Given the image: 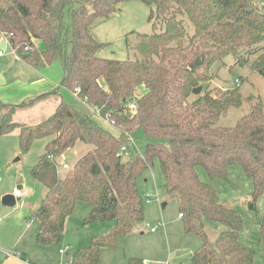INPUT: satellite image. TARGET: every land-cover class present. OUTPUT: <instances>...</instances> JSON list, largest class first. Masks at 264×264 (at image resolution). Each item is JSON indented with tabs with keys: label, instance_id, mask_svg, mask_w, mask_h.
Wrapping results in <instances>:
<instances>
[{
	"label": "trees",
	"instance_id": "trees-1",
	"mask_svg": "<svg viewBox=\"0 0 264 264\" xmlns=\"http://www.w3.org/2000/svg\"><path fill=\"white\" fill-rule=\"evenodd\" d=\"M123 1L4 0L0 5V36L5 33L20 59L33 67L59 60L62 87L77 90L75 95L93 109L87 114L73 107L59 87L17 103L0 99V136L17 130L22 153L35 139L51 137L30 169L31 177L46 189L33 212L36 242L57 243L76 202H86L90 209L83 223L111 220L113 226L76 248L65 264H100V249L143 220L138 180L157 159L184 231L201 242L187 264H254V248L240 239L244 222L239 211L220 199L198 168L211 180L226 181L228 167L239 165L252 182L247 208L256 211L262 197L264 220L262 101L257 98L234 125L220 126L216 123L222 114L242 105L237 84L242 78L232 86H210L213 65L224 66L228 55L234 65H247L264 77L263 1L139 0L150 7L152 32L127 40L133 59L100 57L97 51L103 43L94 38L95 19L109 17ZM251 55L255 57L248 63ZM198 86L201 90L194 94ZM52 97L57 104L41 122L14 120L20 108ZM131 103L136 105L133 112ZM95 111L109 117L113 131L96 121ZM139 133L144 140L141 153L133 152L129 142ZM77 141L92 149L60 176L54 158L71 151ZM122 145L128 147L125 160V154L116 155ZM208 222L224 226L212 242L205 229Z\"/></svg>",
	"mask_w": 264,
	"mask_h": 264
},
{
	"label": "rangeland",
	"instance_id": "rangeland-1",
	"mask_svg": "<svg viewBox=\"0 0 264 264\" xmlns=\"http://www.w3.org/2000/svg\"><path fill=\"white\" fill-rule=\"evenodd\" d=\"M262 1L264 4V0ZM0 5L4 6V0H0ZM149 12L150 7L142 1L127 0L120 3L118 10L109 17H97L93 26V35L95 40L103 43L97 51V55L116 60L133 59L134 53L127 48V40L133 42L136 33L152 32L151 23L148 21ZM35 44L42 46V42L38 39L35 40ZM11 56V50L7 47L0 60ZM254 57V55L248 56V63ZM224 64V66L213 65L212 71L215 73V77L210 86H232L236 84V78H242V81L237 83L243 97L242 105L230 108L218 118L216 123L220 126H232L238 118L248 112L251 104L257 98L262 101L264 107V77L257 72H251L247 65H234V58L231 55L225 58ZM48 65L44 71L48 70L57 81L56 87H59L64 95L68 94V90L61 86L64 72L59 60H55ZM12 74L14 77L17 75L24 76V74L16 72L15 68H12ZM25 75L32 77L28 73H25ZM139 89L142 91V88ZM66 95V101H70H67V103L74 105L73 107H80L88 112L93 111L89 106H83L71 95ZM39 104L41 103L20 108L14 114V120L29 125L41 122L50 109L48 108V111L43 110ZM93 116L96 117L95 114ZM141 136L139 133L134 137L131 145L133 152L136 149L140 153L142 152L144 140ZM49 139L51 137L35 139L30 148L22 153L17 130L0 136V256H2V253H8L9 248L13 246L11 243L20 237V245L27 248L34 246L31 256L19 247L22 256L32 260L35 259L40 264H46V262L49 264H65L71 259L76 248L88 245L92 237L108 233L113 226L111 220L83 223V218L87 215L90 205L78 201L66 219L60 240L55 244L43 247L36 243L35 234L38 221L33 217V212L38 207L46 189L40 182L31 177L30 169L44 153L46 142ZM89 149H92L91 145L77 141L71 150L74 157L66 162L64 155H60L54 158L55 164L60 166L62 162H66L71 167L73 162ZM127 157L128 155L125 154L121 159L125 160ZM235 166L240 168L242 180L246 183L239 194L243 199H247L252 191V182L245 176L239 165ZM198 171L202 176H205L203 169L198 168ZM65 173L66 170H60L59 172L60 176ZM232 176L231 169L226 181L210 179L212 184H217L216 191L219 190L225 203L231 206L233 205L232 198L226 193H228V188L232 190L231 187H227L230 185L229 182L235 180ZM218 180H220V183H218ZM221 184L224 190L220 186ZM138 188L144 202L143 220L136 223L128 233L116 236L112 245L102 247L99 263L136 264L141 262L142 264H167L168 262H182L187 264L191 250H195L201 242L197 236L184 231L176 201L166 194L157 159H154L152 167L139 178ZM13 189L16 192L13 193ZM147 193L151 198L148 203L144 201V196ZM5 194H14L17 198L15 205L6 206L2 203L1 199ZM262 202L259 198L256 211L249 210L247 205H243L245 204L243 201L242 206H240L241 212L237 209L244 222L240 230V239L246 245L254 248V264H264ZM164 203L165 205L162 206ZM158 221H163L165 226H158L157 232L155 234L151 233L149 228L156 226ZM216 226L218 225L216 224ZM205 229L210 242H212L216 234L215 229L209 223H206ZM60 249H64V252H59ZM45 250H47V253ZM130 259L135 260L136 263H130Z\"/></svg>",
	"mask_w": 264,
	"mask_h": 264
},
{
	"label": "crops",
	"instance_id": "crops-1",
	"mask_svg": "<svg viewBox=\"0 0 264 264\" xmlns=\"http://www.w3.org/2000/svg\"><path fill=\"white\" fill-rule=\"evenodd\" d=\"M8 55H10V54H8ZM11 55H12V53H11ZM48 66L49 65H45L42 67H33L30 64H28L25 60L17 59L13 55L11 57H7L6 59H1L0 60V99L4 102L17 103V102L22 101L23 99H27L29 97L38 95L40 93L47 92V91H53L54 89H56L57 88L56 87L57 81H56L55 77H53L49 73L48 70L46 72L44 71V69H46V67H48ZM12 68H15L16 72H19V74L22 73V74H24V76L21 77L20 75H17L14 77L12 74ZM25 73L31 74L32 77H28L27 75H25ZM61 94H62L63 99L66 101L67 98L65 97V95L67 93L64 95V93L61 92ZM68 94L71 95L73 98H75L77 101H79L83 106L87 105L85 102L80 100L70 90H68ZM68 94L66 96H69ZM57 101H58L57 99H54L52 97V98L37 102V103H41V104H39L41 109H43V110L46 109V111H48V108L50 109L47 112L46 116L43 117L44 119L47 118L53 112V110L57 104ZM67 101L70 102L69 100H67ZM76 108H78V107H76ZM78 109L84 113H87V114L91 113V111L88 112V111L82 110L80 107ZM94 118L103 127L107 128V129L109 128L111 131L114 130L103 118H100L98 116H96V117L94 116ZM73 155H74V153H73ZM231 169L233 172L232 177H234L235 180H233L234 182H232V181L229 182L230 185L228 184L229 186H227V187H231L232 190H229V188H228V191H227L228 193H226V194L231 196L230 198H232V204H233L232 206H234V208L240 210V212H241L240 206H242L241 205L242 201L245 202V204H243V205H246V202L249 200L250 195L247 196V199H243L241 197V195L239 193L243 190V186H245L246 183L244 182V180H242V177L240 174L241 170H240V168H238V166H235V165L229 166L228 167V171H229L228 174H230ZM198 173H199L200 178L203 181L212 184L210 179L208 178V176L206 174H205V176H202L199 171H198ZM218 181H219L218 183H220V180H218ZM212 185L215 187V189L218 188V187H216L217 184L216 185L212 184ZM220 186L224 190V187L222 186V184ZM218 193H219L220 199L223 200L222 197L220 196L219 190H218ZM260 199L263 201L262 197ZM262 204H263V202H262ZM164 205H165V203H164ZM164 205L162 204V206H164ZM179 217H180V214H179ZM0 222H1V220H0ZM160 222H161V224H159L158 226L164 227L165 226L164 222L158 221V223H160ZM209 225H212V228L215 229L214 231L216 233H218L219 231H222L224 229V226H222V225L217 224L218 226H216V224H214V223H209ZM149 231L151 233H154V234L157 232V230L151 231L150 228H149ZM20 241H21L20 237L18 239L14 240L11 243V244H13V246H11L8 250V253L11 250H15L16 252L19 253V255L15 256V255H11L8 253H6V254L2 253V256H0V264H40L37 261H35V259L32 260L31 258L28 259L27 257L22 256V254L20 253L22 251L19 250V247L21 249H23V252L25 251L26 254L31 256L33 253L32 250L34 249L33 248L34 246L31 248H27L24 245H20ZM35 241H36V239H35ZM38 245L41 247L45 246V245H40V244H38ZM193 251H194V249L191 250V252H193ZM45 252L47 253V250H45ZM191 252H190V254H191ZM45 255H47V254H45ZM46 264H49V263L46 262ZM59 264H62V263H59ZM183 264H185V263H183Z\"/></svg>",
	"mask_w": 264,
	"mask_h": 264
},
{
	"label": "built area",
	"instance_id": "built-area-1",
	"mask_svg": "<svg viewBox=\"0 0 264 264\" xmlns=\"http://www.w3.org/2000/svg\"><path fill=\"white\" fill-rule=\"evenodd\" d=\"M2 39H4V40L6 41V43H5V46H4L3 49L0 48V57L3 55L4 50H5L7 47H9L10 50H11L12 55H13L15 58H17V59H20L19 54H18V53L15 51V49L10 45L8 39L6 38L5 33H2L1 36H0V40H2ZM236 81H237V80H236ZM76 92H77V90L74 92V94H76ZM129 109H130L132 112L135 111V110H136V105H135L134 103H131ZM95 112H96V113H95L96 116L100 117V116H99V111H95ZM100 118H103V119H104V120H105L110 126L113 125V122L109 119L108 116L100 117ZM129 142H130V144L132 145V142H133L132 138L129 139ZM127 153H128V147H127L126 145H122V146L120 147V149H119V151H118V153H117L116 155H117V156H122L123 154H127ZM68 168H69V165H68L66 162H62V163L60 164V166H57V171H58V173H59L60 170H67ZM14 192H16L15 189L13 190V193H14ZM150 200H151L150 195H149L148 193L145 194V196H144V201H145L146 203H148ZM159 224H161V222L158 223V224H157L156 226H154V227H150V230H151V231H155L156 228H157V226H158ZM147 225H148V224H147ZM59 252H64V249H60ZM8 254L15 255V256H18V255H19V253L16 252L15 250H11Z\"/></svg>",
	"mask_w": 264,
	"mask_h": 264
},
{
	"label": "water",
	"instance_id": "water-1",
	"mask_svg": "<svg viewBox=\"0 0 264 264\" xmlns=\"http://www.w3.org/2000/svg\"><path fill=\"white\" fill-rule=\"evenodd\" d=\"M6 41L4 39L0 40V48L3 49L5 46ZM201 90V86H198L193 89V93L197 94ZM74 157L73 153L71 151H68L64 154V159L67 161H70ZM2 203L6 206H13L15 205L17 198L14 196V194H5L2 199ZM164 205V204H163Z\"/></svg>",
	"mask_w": 264,
	"mask_h": 264
}]
</instances>
